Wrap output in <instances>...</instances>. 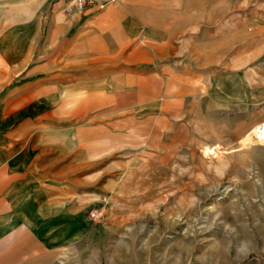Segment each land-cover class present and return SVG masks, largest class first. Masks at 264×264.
<instances>
[{"label":"rangeland","instance_id":"obj_1","mask_svg":"<svg viewBox=\"0 0 264 264\" xmlns=\"http://www.w3.org/2000/svg\"><path fill=\"white\" fill-rule=\"evenodd\" d=\"M187 7L201 11L192 19L206 42L187 44L186 31L155 50L158 33L141 30L121 110L111 94L87 92V68L45 70L54 58L39 53L32 24L0 22V117L29 145H63V165L79 168L63 185L89 232L57 264H264V139L247 141L264 123V0ZM205 49L219 59L200 69ZM187 73H202V91L191 77L197 92L187 93Z\"/></svg>","mask_w":264,"mask_h":264},{"label":"crops","instance_id":"obj_2","mask_svg":"<svg viewBox=\"0 0 264 264\" xmlns=\"http://www.w3.org/2000/svg\"><path fill=\"white\" fill-rule=\"evenodd\" d=\"M160 1L114 0L100 10L67 13L62 0H0V22H7L6 28L11 23L21 28L32 24L39 30V53L54 58L43 64L45 70H56L60 61L69 60L87 68V92L105 98L111 94L109 102L121 110L125 107L121 93L127 91L128 61L139 59V48L129 49V45L141 30L158 33L149 41L155 50L186 31L187 44H192L194 35L200 36V44L206 42L202 41L207 36L202 29L206 28L192 19L201 11L193 13L187 0H171L173 4L167 6H161ZM150 13L151 20L145 16ZM194 29L200 31L192 33ZM218 56L209 57L205 49L196 60L204 67L200 69H207ZM201 74L187 73V93L197 92L191 77L198 78L202 91ZM4 125L8 127L0 130V264H57L65 253L77 249L81 232H89L80 216V203L67 197L63 185V173L79 168L63 165V145L40 144L38 138L29 145L23 129L9 127L11 122L0 117V128ZM79 133V129L73 131L71 140L77 155Z\"/></svg>","mask_w":264,"mask_h":264},{"label":"built area","instance_id":"obj_3","mask_svg":"<svg viewBox=\"0 0 264 264\" xmlns=\"http://www.w3.org/2000/svg\"><path fill=\"white\" fill-rule=\"evenodd\" d=\"M65 4V10L67 13H71L74 11L82 12L86 10L87 8H95V9H101L107 4L113 2L114 0H62ZM256 134L255 138L264 139V123H259L256 125ZM104 212V207L102 208H96L92 211H90L89 216L92 219L99 218L102 216Z\"/></svg>","mask_w":264,"mask_h":264},{"label":"bare ground","instance_id":"obj_4","mask_svg":"<svg viewBox=\"0 0 264 264\" xmlns=\"http://www.w3.org/2000/svg\"><path fill=\"white\" fill-rule=\"evenodd\" d=\"M256 126L253 127L249 133H250V136L247 137V141L252 144V143H255L257 140H263L262 138H259V139H255V134H256Z\"/></svg>","mask_w":264,"mask_h":264}]
</instances>
